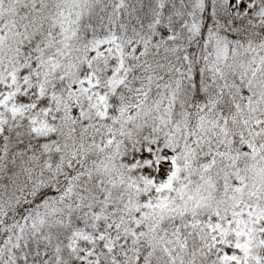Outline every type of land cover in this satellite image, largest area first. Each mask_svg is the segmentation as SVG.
<instances>
[{"label":"snow or ice","instance_id":"obj_1","mask_svg":"<svg viewBox=\"0 0 264 264\" xmlns=\"http://www.w3.org/2000/svg\"><path fill=\"white\" fill-rule=\"evenodd\" d=\"M0 264H264V0H0Z\"/></svg>","mask_w":264,"mask_h":264}]
</instances>
